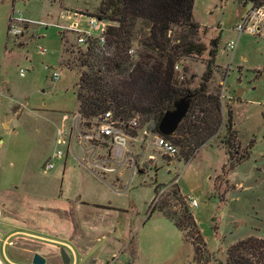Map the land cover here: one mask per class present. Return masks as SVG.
<instances>
[{"label": "rangeland", "instance_id": "374dc122", "mask_svg": "<svg viewBox=\"0 0 264 264\" xmlns=\"http://www.w3.org/2000/svg\"><path fill=\"white\" fill-rule=\"evenodd\" d=\"M98 3L0 0V240L21 228L19 224L43 236L32 238L34 243L13 235L14 245L5 247L7 259L32 264L20 249L25 248L43 256V264H62L60 249L68 264H225L232 244L249 236L264 239V20L257 34H236L233 27L249 2L192 0L191 18L198 24L193 41L205 49L174 68L182 85L192 89L200 82L208 51L215 50L206 90L220 98L222 122L231 109L239 144L231 157L245 152L243 160L228 168L222 126L187 161L181 157L185 148L172 142L176 154L169 157L152 145L129 141L136 165L131 167L132 160L109 163L114 169L101 180L70 154L65 161L55 160L52 169H43L61 148L54 142L61 114L77 111L78 74L63 65L74 55L63 52V46L75 51L77 43L65 28L76 23V31L86 32L83 13H94ZM15 11L27 22L19 23L21 34L16 36L7 32ZM177 31L175 27L172 33ZM229 41L235 42L232 52ZM52 70L58 73L56 81ZM142 130L137 131L140 137ZM173 187L181 201L172 197ZM160 201L170 212L184 205L192 214L203 242L199 255L187 231H179L156 210L150 212Z\"/></svg>", "mask_w": 264, "mask_h": 264}, {"label": "trees", "instance_id": "16d2710c", "mask_svg": "<svg viewBox=\"0 0 264 264\" xmlns=\"http://www.w3.org/2000/svg\"><path fill=\"white\" fill-rule=\"evenodd\" d=\"M237 1L264 5V0ZM84 14L108 25L103 44L87 38L84 45L73 46L75 51L63 46V52L74 54L63 65L78 74L74 96L78 112L86 119L107 110L120 119L136 116L142 124L151 121L152 129L158 132L161 115L172 108L173 102L187 96L189 110L176 132L172 136L162 135L173 145L185 148L182 159L187 161L222 126L221 145L228 156V168L245 158V152L237 159L231 157V151L239 150L231 109L227 108L222 122L220 98L206 90L215 50L208 51L200 82L192 89L182 85L183 79L174 70L181 59L200 55L205 49L203 44L193 41L198 24L191 18L192 0H99L94 13ZM175 27L179 31L172 33ZM59 37L68 42L63 32ZM130 48L133 57L128 54ZM170 193L175 201H181L177 188L173 187ZM168 207L165 201H160L150 212L156 210L179 231H187L193 252L199 255L203 242L192 214L184 205L178 212H170ZM225 264H264V239L249 236L232 244L226 251Z\"/></svg>", "mask_w": 264, "mask_h": 264}, {"label": "built area", "instance_id": "2783aa9c", "mask_svg": "<svg viewBox=\"0 0 264 264\" xmlns=\"http://www.w3.org/2000/svg\"><path fill=\"white\" fill-rule=\"evenodd\" d=\"M70 12L67 14L69 15ZM84 14V13H83ZM88 18L89 29L86 32L76 31L77 24L69 25L67 29L75 34L76 43L84 45L88 39H96L99 44L105 42L104 31L107 23L104 20L98 19L84 14ZM264 20V5H250L247 13L239 19V22L233 27L236 34L247 32L249 34H257L259 25ZM9 30L12 35L21 34L19 23H27L21 17V11H15L9 17ZM48 22H40L39 25L48 26ZM55 25V24H53ZM61 28L59 25H55ZM95 31L97 35L91 36L90 32ZM227 49L232 52L235 48V42L229 41ZM43 53V50H39ZM128 54L131 56L133 50L129 49ZM176 68V66L174 67ZM20 77L24 76V70L19 69ZM58 73L51 71V79L56 81ZM110 110L101 112L96 116L86 119L80 112L63 113L54 129V142L57 148L49 159L43 164V169L48 170L53 168L55 160H66V156L70 154L85 169L95 173L102 180L107 173L113 171L114 168L107 166L109 163L128 164L132 160L131 167L136 165V160L129 150V141H134L139 144L152 145L155 149L162 151L169 157L176 154V148L163 138L158 132L152 129L151 125H143L139 122L136 116L120 119L114 116ZM143 126V127H141ZM140 131L141 137L137 131ZM158 131V130H157ZM148 158H152L148 155ZM135 172V169L134 171ZM188 204L192 207L196 206L194 200H188ZM4 244L6 246L13 245L12 237H7ZM1 245V244H0ZM0 264H16L15 261H10L4 257L0 249Z\"/></svg>", "mask_w": 264, "mask_h": 264}, {"label": "water", "instance_id": "95a60500", "mask_svg": "<svg viewBox=\"0 0 264 264\" xmlns=\"http://www.w3.org/2000/svg\"><path fill=\"white\" fill-rule=\"evenodd\" d=\"M189 98L187 96L182 97L181 99L176 100L172 104L171 109H167L163 115L159 118L157 123V130L160 135L172 136L176 131L179 123L186 116L189 110ZM59 256L62 261V264H68L69 259L66 257L65 252L60 249ZM32 264H43L45 259L43 256L38 253L32 255Z\"/></svg>", "mask_w": 264, "mask_h": 264}, {"label": "crops", "instance_id": "0c3cea01", "mask_svg": "<svg viewBox=\"0 0 264 264\" xmlns=\"http://www.w3.org/2000/svg\"><path fill=\"white\" fill-rule=\"evenodd\" d=\"M82 204H86V202L84 201H81ZM10 218V217H9ZM9 220V219H8ZM24 221H21V223H23ZM21 225L22 227L21 228H15V230L11 231L7 236H5V238H1L0 240V249H1V252L2 254L4 255L5 258H7L6 254H5V247L6 245L4 244V242L6 241L5 239L7 237H13V235L16 236V238H21L23 240H29V241H33V239H36V238H43V236H40L39 234H35L33 233L32 231H29V230H25L23 229L24 228V225L23 224H19ZM19 236V237H18ZM13 240V239H12ZM34 242V241H33ZM13 243H14V240H13ZM35 243V242H34ZM14 245V244H13ZM22 250V252L24 254H28L29 255V258H32V255L34 253H37L36 251H30L28 249H25V248H20ZM17 264V263H16Z\"/></svg>", "mask_w": 264, "mask_h": 264}]
</instances>
